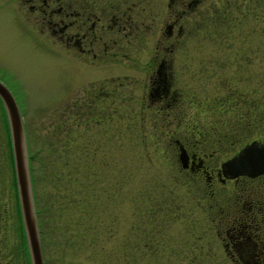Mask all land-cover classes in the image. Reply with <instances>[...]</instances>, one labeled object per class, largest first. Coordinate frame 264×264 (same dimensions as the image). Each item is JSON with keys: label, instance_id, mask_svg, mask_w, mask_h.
<instances>
[{"label": "rangeland", "instance_id": "1", "mask_svg": "<svg viewBox=\"0 0 264 264\" xmlns=\"http://www.w3.org/2000/svg\"><path fill=\"white\" fill-rule=\"evenodd\" d=\"M127 1L145 9L139 15L145 25L127 37L129 69L113 68L115 73L128 74L137 71L139 52H144L146 58V53L152 54L164 40L162 21L166 19L168 0ZM258 1L254 21L244 26L186 28L185 35L190 38L183 35L176 43L174 73L179 93L176 103L179 113L185 116L181 127L184 123L210 127L219 119V127L225 125L240 137V146L264 137V104L254 105V100L264 92V0ZM254 29L256 32H252ZM176 31L175 28L174 34ZM240 43L247 50L243 55L239 53ZM74 66L23 0H0V81L16 100L27 147L41 149L44 142L48 145L32 162L29 160L30 172L31 167L35 170L32 187L38 226L43 232L45 264H177L181 258L172 247V243L177 244L173 238H178L173 225L162 236L167 244L165 249L156 252L154 258L141 256L133 245L128 255L134 258L128 262L124 256L121 258L124 240L126 244L140 241L141 236L134 234L135 227L144 228L142 221L148 216L149 224L153 225L152 211L159 201L167 208L172 196L186 197L183 193L186 189L172 182L182 178L176 167H170L175 157L168 135L160 133L168 131L171 124L152 123L148 119L142 122L135 101L126 106L112 102L110 124L95 120L88 123L84 108L77 113L71 107L78 80ZM241 95L243 98L239 99ZM75 114L84 121L76 131ZM6 122L0 102V211L8 209L13 216L20 214V208ZM61 122L63 148L57 149L60 145L51 142L52 131H58L56 126ZM74 132L81 145L91 135L89 141L93 140L91 146L96 145L95 151L92 149L89 154L83 153V149L74 151ZM214 148L212 144L208 152ZM236 148L230 147L228 152ZM28 154L30 159L29 148ZM226 156L224 151L217 159ZM18 230L14 223L7 230L11 247L6 256L15 264H25L28 253H18L15 246L13 234ZM195 237L193 234L187 237L191 242L182 252L190 250L191 255L197 254L212 239L208 234L197 241ZM215 247L202 250H209L208 257L217 258Z\"/></svg>", "mask_w": 264, "mask_h": 264}, {"label": "flooded vegetation", "instance_id": "2", "mask_svg": "<svg viewBox=\"0 0 264 264\" xmlns=\"http://www.w3.org/2000/svg\"><path fill=\"white\" fill-rule=\"evenodd\" d=\"M23 3L27 4L31 13H36L42 26L44 24L51 37L56 39L61 54L73 61L78 80L73 89L77 93L71 107L77 113L84 108L89 116L88 123L95 120L110 124L112 102L126 106L135 101L140 108L142 122L148 119L152 123L171 124V127L167 126L168 131L159 127L163 131L160 133L168 135L175 157L170 167H176L177 175L182 178L172 182L186 189L183 191L186 197L172 196L167 201L170 203L167 208L159 201L153 207L156 210V214L155 210L152 211L153 225L149 224L148 216L142 221L144 228L138 227L137 230L135 227L137 232L131 229L135 230V236H141L140 241L138 244H126L124 240L121 258L124 256L127 262L129 258H134L128 255L131 245L136 251L140 250L141 256L154 258L156 252L165 249L167 244L162 236L166 228L173 225L178 238H173L177 244L171 243L174 253L181 258L177 264H264V173L230 177L222 170V164L237 151L253 141L264 144V137L253 138L240 146V137L225 125L219 127L218 118L210 127L199 128L187 123L181 127L185 116L177 108L179 93L174 73L176 43L184 37L186 28L224 24L244 26L246 22L255 20V0H168L166 19L162 21L165 24L164 40L152 54L146 53L148 57L144 58V52L137 54L135 71L138 74L130 71L128 74L115 73L113 68L130 66L126 63L127 37L145 25L139 18L145 10L143 6L128 4L127 0H23ZM185 37L189 39L190 35ZM78 116H74L75 131L84 122ZM56 127L58 131H52L51 142L59 144V149L63 148L62 122ZM90 136L81 145L80 137L77 139L74 132L72 149H83L86 154L92 149L95 151L96 145L94 148L91 146L93 140L89 141ZM46 144L44 142L41 149L31 147L32 151L28 144L31 162L42 149H47ZM212 144L215 148L208 152ZM235 146L234 151L228 152L230 147ZM4 149L6 152V142ZM181 151L185 154L184 164L179 160ZM224 151L227 156L217 159ZM34 172V167H31L32 185ZM34 200L36 206V197ZM15 214L12 216L8 209L0 211V264H15L6 256L8 247H11V236L7 235V230L13 223L15 229H19L13 234L17 251L22 255L27 252L21 216ZM39 232L42 249L43 232L40 226ZM191 234L196 236V241L208 234L212 244L210 241L205 247L202 245L201 251L197 250L194 255L189 253L190 250L182 252L181 249H187L191 242L187 238ZM214 246L218 259L208 257L209 250H202L207 247L212 250ZM2 255L6 258H1ZM24 263L29 264L28 259Z\"/></svg>", "mask_w": 264, "mask_h": 264}, {"label": "water", "instance_id": "3", "mask_svg": "<svg viewBox=\"0 0 264 264\" xmlns=\"http://www.w3.org/2000/svg\"><path fill=\"white\" fill-rule=\"evenodd\" d=\"M0 102L3 106L14 166L15 181L23 225L26 251L29 264H45L40 241L37 212L33 196L29 154L21 113L9 88L0 81ZM179 160L185 163L184 152L179 153ZM226 176H256L264 173V144L251 142L237 151L222 164Z\"/></svg>", "mask_w": 264, "mask_h": 264}, {"label": "trees", "instance_id": "4", "mask_svg": "<svg viewBox=\"0 0 264 264\" xmlns=\"http://www.w3.org/2000/svg\"><path fill=\"white\" fill-rule=\"evenodd\" d=\"M257 2H259L258 0H257ZM263 4H264V2H263ZM255 9H256V0H255ZM255 30V29H254ZM252 31V32H256V30L255 31ZM239 43V42H238ZM242 43V42H241ZM240 43V46H239V50H240V54L241 55H243V54H245L246 52H247V50L244 48V46H243V44H241ZM250 51H252V50H250ZM257 52H258V50H256ZM247 55H249V54H247ZM249 56H251V55H249ZM253 58V57H252ZM250 60V59H249ZM263 74H264V72H263ZM257 90V92H259L260 90H258V89H256ZM263 97H264V92H263V95H261V97H257V100L255 101L254 100V105H257V107H259L260 105H263L264 104V99H263ZM243 98V96L241 95V97L239 98V99H242ZM262 100V101H261ZM263 103V104H262ZM6 126H7V122H6ZM8 127V126H7Z\"/></svg>", "mask_w": 264, "mask_h": 264}]
</instances>
